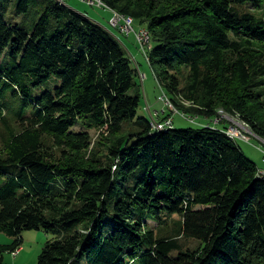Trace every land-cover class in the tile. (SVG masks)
I'll return each mask as SVG.
<instances>
[{
  "label": "trees",
  "instance_id": "16d2710c",
  "mask_svg": "<svg viewBox=\"0 0 264 264\" xmlns=\"http://www.w3.org/2000/svg\"><path fill=\"white\" fill-rule=\"evenodd\" d=\"M102 2L148 30L146 52L131 33L172 111L202 120L138 115V69L86 12L0 0V264L30 229L52 235L38 264H264V175L211 123L223 108L264 138V0Z\"/></svg>",
  "mask_w": 264,
  "mask_h": 264
},
{
  "label": "rangeland",
  "instance_id": "374dc122",
  "mask_svg": "<svg viewBox=\"0 0 264 264\" xmlns=\"http://www.w3.org/2000/svg\"><path fill=\"white\" fill-rule=\"evenodd\" d=\"M69 2H71V0H69ZM80 7L83 9L81 10L82 12L85 11L89 13L91 17L95 15L99 23L115 34L117 39L125 48L127 55L132 59L133 66L138 69L139 74L136 76V81L142 85V92L144 94L138 109V115L144 116L149 120H153V115L159 117L157 113H160L162 110H166L167 113H171L175 128L196 127L198 125L196 121L199 122L202 118L199 117L196 121H192L191 119L195 118V115L186 113L184 116L178 111H172L173 107H169L166 100L163 99L165 94L168 97L170 96L168 95L165 86L162 85V87L159 83L144 54L137 46L138 44H136L135 34H123L112 24L111 19L115 16V12L108 8L90 6L86 3H81ZM93 19L95 18L93 17ZM134 26L137 28V22ZM224 114L228 118L227 121H229V126H233V128H235V132H237L239 136L235 138L236 143L241 146L243 152L250 159L256 162L260 171L264 170V138L259 137V135L256 134V132H254L249 125L237 116H234L225 110ZM100 132L101 131L98 129L91 130L93 141L100 139ZM21 236L23 238L22 245L20 248L15 250L14 254L12 251L4 252V259L6 263L38 264L39 256L46 242L52 237V235L48 234L44 229H30L25 230ZM14 240L15 237L9 236L5 232H0V245L12 244ZM186 243L189 245V240L186 241ZM194 244L196 243L194 242Z\"/></svg>",
  "mask_w": 264,
  "mask_h": 264
},
{
  "label": "built area",
  "instance_id": "2783aa9c",
  "mask_svg": "<svg viewBox=\"0 0 264 264\" xmlns=\"http://www.w3.org/2000/svg\"><path fill=\"white\" fill-rule=\"evenodd\" d=\"M82 1H85L86 3H88L90 5H98L99 6V3L96 0H82ZM111 22L114 26L121 29V31L124 33L130 34L131 32H134L132 29H130V21L129 20H120V18H118V17H113L111 19ZM134 33L136 34V38H137V42H138L139 46L141 47V49L143 51L146 52V50L148 48V40L144 36V30H142V32H134ZM163 99H165L166 103L168 104V100L166 99L165 96H163ZM175 111H177V110L175 109ZM183 115L185 116V114H183ZM196 119L197 118H193L191 120L196 121ZM227 119L228 118L226 116L222 117V118H213L211 120V123L216 124V123H220V122L227 120ZM155 120H156V127L159 125H171V126H173V118L172 117L167 118V120H165V121H160V119L158 117L155 118ZM229 130L235 132V128H233V126H230ZM237 131H238V129H237Z\"/></svg>",
  "mask_w": 264,
  "mask_h": 264
},
{
  "label": "bare ground",
  "instance_id": "6f19581e",
  "mask_svg": "<svg viewBox=\"0 0 264 264\" xmlns=\"http://www.w3.org/2000/svg\"><path fill=\"white\" fill-rule=\"evenodd\" d=\"M98 3H99V5L100 6H104L105 4L102 2V0H96ZM66 4V3H65ZM114 17H118V18H120V20H129L130 21V29H132L134 32L136 31V32H142V30H144V36L146 37V39L148 40V44H149V42L151 41V38H150V35H149V33H148V30H146V29H139V30H135V28H134V17L132 18V16L130 17H127V16H124V14L122 15V14H119V13H117V12H115V16ZM165 97H166V95H165ZM166 99L168 100V105L171 107H173V105L171 104V102H170V100L166 97ZM28 108V107H27ZM28 113V112H27ZM155 114V113H154ZM153 115V114H152ZM222 117H225V114H224V109H222V108H220L219 110H218V115L215 117V118H222ZM154 127H155V129L156 130H158V131H160V130H164V129H167V128H171L172 126L171 125H159V126H157L156 127V120H152V123H151ZM234 124V123H233ZM235 126H238V125H235ZM228 134H229V136L231 137V138H236V137H238V134H237V132H233V131H230L229 129H228ZM259 175L260 176H262V175H264V170L263 171H260V173H259ZM264 177V176H263Z\"/></svg>",
  "mask_w": 264,
  "mask_h": 264
},
{
  "label": "crops",
  "instance_id": "0c3cea01",
  "mask_svg": "<svg viewBox=\"0 0 264 264\" xmlns=\"http://www.w3.org/2000/svg\"><path fill=\"white\" fill-rule=\"evenodd\" d=\"M67 3H69V4H72L74 7H76V8H78L79 10H83V9H81L82 7H80V5H81V2L79 3V1H77V0H71V2H69V0H65ZM83 4V3H82ZM83 12H85V11H83ZM87 13V12H86ZM87 14H89V13H87ZM89 16H90V14H89ZM91 17V16H90ZM95 18V20H97V18L95 17V15H93L92 16V18ZM110 17H111V15H110Z\"/></svg>",
  "mask_w": 264,
  "mask_h": 264
}]
</instances>
